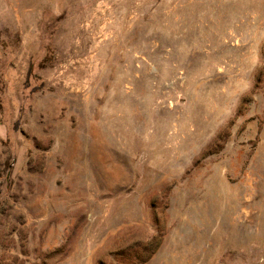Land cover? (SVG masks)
<instances>
[{
  "label": "rangeland",
  "instance_id": "rangeland-1",
  "mask_svg": "<svg viewBox=\"0 0 264 264\" xmlns=\"http://www.w3.org/2000/svg\"><path fill=\"white\" fill-rule=\"evenodd\" d=\"M0 264H264V0H0Z\"/></svg>",
  "mask_w": 264,
  "mask_h": 264
}]
</instances>
